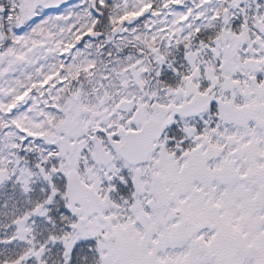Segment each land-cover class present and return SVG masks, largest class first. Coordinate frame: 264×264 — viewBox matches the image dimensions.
Listing matches in <instances>:
<instances>
[{
  "label": "snow or ice",
  "instance_id": "snow-or-ice-1",
  "mask_svg": "<svg viewBox=\"0 0 264 264\" xmlns=\"http://www.w3.org/2000/svg\"><path fill=\"white\" fill-rule=\"evenodd\" d=\"M0 264H264V0H0Z\"/></svg>",
  "mask_w": 264,
  "mask_h": 264
}]
</instances>
